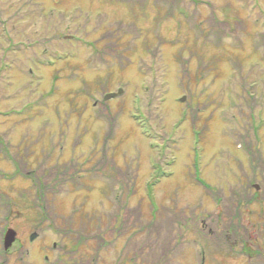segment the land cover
<instances>
[{"label": "rangeland", "instance_id": "1", "mask_svg": "<svg viewBox=\"0 0 264 264\" xmlns=\"http://www.w3.org/2000/svg\"><path fill=\"white\" fill-rule=\"evenodd\" d=\"M257 153L264 0H0V264H264Z\"/></svg>", "mask_w": 264, "mask_h": 264}, {"label": "flooded vegetation", "instance_id": "2", "mask_svg": "<svg viewBox=\"0 0 264 264\" xmlns=\"http://www.w3.org/2000/svg\"><path fill=\"white\" fill-rule=\"evenodd\" d=\"M242 138H244V134L242 135ZM257 155H258V162L260 163V162H262V167H260L258 164V167H259V172L258 173H262V172H264V160H262V158H263V154H259V153H257ZM240 161V160H239ZM249 162L251 163V159L249 160ZM256 172V173H257ZM259 189L261 190L260 191V193H258V195H257V197L255 198L256 199V201H259V202H261L262 200H264V185H262V186H259V187H257V190L259 191ZM259 205V204H258ZM260 209L261 208H259V210H258V212L256 211V215L257 216H259V215H261V212H260ZM242 239L243 238H241V237H239V238H237V241H242ZM256 255L257 256H259V259H262L263 257H264V254L262 253V252H260V251H258L257 253H256ZM259 263L261 264L262 263V260H260L259 261Z\"/></svg>", "mask_w": 264, "mask_h": 264}, {"label": "water", "instance_id": "3", "mask_svg": "<svg viewBox=\"0 0 264 264\" xmlns=\"http://www.w3.org/2000/svg\"><path fill=\"white\" fill-rule=\"evenodd\" d=\"M35 236V234H31L30 239H32ZM15 237V232L11 229H7L4 234V242H3V248L7 249L11 243L13 242Z\"/></svg>", "mask_w": 264, "mask_h": 264}, {"label": "trees", "instance_id": "4", "mask_svg": "<svg viewBox=\"0 0 264 264\" xmlns=\"http://www.w3.org/2000/svg\"><path fill=\"white\" fill-rule=\"evenodd\" d=\"M64 172H65V171H62V170H61V171L59 172V174H57V173L54 174V177L57 176V175H62V174L65 175ZM63 181H65V179H63Z\"/></svg>", "mask_w": 264, "mask_h": 264}]
</instances>
